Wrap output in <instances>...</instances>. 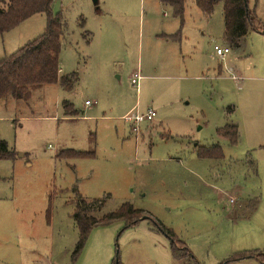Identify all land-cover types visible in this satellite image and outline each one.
I'll list each match as a JSON object with an SVG mask.
<instances>
[{
  "label": "rangeland",
  "instance_id": "obj_1",
  "mask_svg": "<svg viewBox=\"0 0 264 264\" xmlns=\"http://www.w3.org/2000/svg\"><path fill=\"white\" fill-rule=\"evenodd\" d=\"M248 7L255 28L229 44L221 4L205 17L186 0L180 18L159 0L53 2L59 76L77 81L0 99V264H187L163 230L197 264H264V0ZM46 24L35 15L1 34L0 59ZM151 109L137 131L123 120ZM213 147L222 157H202ZM78 198L98 203L93 218L128 203L147 219L93 227L77 251Z\"/></svg>",
  "mask_w": 264,
  "mask_h": 264
},
{
  "label": "trees",
  "instance_id": "obj_2",
  "mask_svg": "<svg viewBox=\"0 0 264 264\" xmlns=\"http://www.w3.org/2000/svg\"><path fill=\"white\" fill-rule=\"evenodd\" d=\"M55 0H0V35L11 31L21 23L35 15L46 16L47 24L42 35L24 45L8 57L0 59V99L13 98L26 100L32 91L43 86L59 84L60 88L69 92L77 81L75 73L59 76V53L62 48V38L65 26L62 16L51 12V6ZM163 5L173 9L176 17L183 14V6L186 0H159ZM203 16L210 17L214 7L222 5V18L224 23V37L227 43L234 44L243 38L247 32L255 28L256 19L254 12L248 7V0H193ZM66 110L64 117H77V112L70 104L64 103ZM228 140L230 145L237 142L238 131L235 126H226L218 132ZM202 157L220 158L222 152L218 147L210 150H201ZM200 151V155H201ZM8 152L3 141H0V160L7 159ZM74 157H85L90 154H73ZM98 203L93 201L86 203L80 198L75 202L73 220L79 230L80 241L77 251L83 246L86 235L90 229L97 226H106L114 222H123L125 227L138 223L141 219H147L146 215L134 209L130 204L123 203L113 213L93 218L89 210L94 209ZM150 219V218H149ZM171 240V254L175 259L187 257V264H197L183 244L169 231H165ZM181 246V248H177ZM183 251L184 256L178 251ZM264 254V253H263ZM245 256V255H244ZM237 256L246 258L250 256ZM263 258L260 262H264ZM118 264V263H116Z\"/></svg>",
  "mask_w": 264,
  "mask_h": 264
},
{
  "label": "built area",
  "instance_id": "obj_3",
  "mask_svg": "<svg viewBox=\"0 0 264 264\" xmlns=\"http://www.w3.org/2000/svg\"><path fill=\"white\" fill-rule=\"evenodd\" d=\"M213 49H214L215 55L219 57L221 60H223L224 57L229 53L228 48H218L215 46ZM85 105H89L88 102H85ZM155 117H156V112L151 109V110H147V112L144 115H140V116L134 115L131 117L129 115H126L123 118V120L128 123H133L134 126L132 130L137 131L141 123L146 122V123L151 124L153 120L155 119ZM47 149H51V147L48 146Z\"/></svg>",
  "mask_w": 264,
  "mask_h": 264
},
{
  "label": "crops",
  "instance_id": "obj_4",
  "mask_svg": "<svg viewBox=\"0 0 264 264\" xmlns=\"http://www.w3.org/2000/svg\"><path fill=\"white\" fill-rule=\"evenodd\" d=\"M87 102V101H86ZM54 118V117H53Z\"/></svg>",
  "mask_w": 264,
  "mask_h": 264
}]
</instances>
